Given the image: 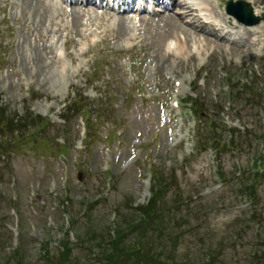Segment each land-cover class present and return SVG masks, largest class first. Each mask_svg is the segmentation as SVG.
<instances>
[{
	"label": "rangeland",
	"instance_id": "374dc122",
	"mask_svg": "<svg viewBox=\"0 0 264 264\" xmlns=\"http://www.w3.org/2000/svg\"><path fill=\"white\" fill-rule=\"evenodd\" d=\"M42 1L0 0V106L12 114L0 113V141L8 145L0 146V264H100L95 262L106 254L114 232L119 264L146 259V264H200L199 247L213 253L210 264H250L253 246L264 242V223H258L264 222V32L237 26L225 14L227 0H209L207 6L220 5L212 15L234 21L235 33L225 43L204 36L199 40L204 46L189 41L196 30L185 28L182 20L168 17L161 28L152 26L171 10L145 11L137 27L138 14L116 16L108 7L113 17L97 19L93 3H76L78 10L90 9L79 15L50 11ZM251 2L264 8V0ZM130 16L134 22L126 25L122 18ZM55 22L67 29L64 25L59 32ZM178 29L186 34L180 51L186 48L181 58L169 59L163 50L172 38L181 44L176 36L182 34L169 35ZM68 31L78 33L76 41L88 37L80 32L94 36L71 45L66 56ZM56 33L58 42L51 41ZM218 34L223 37L224 31ZM68 43L74 44V37ZM57 52L64 65L56 60ZM227 76L254 81L256 92L229 97ZM199 77L204 79L195 86ZM177 79L180 101L190 96L187 105L201 111V140L212 150L193 149L199 127L185 103L183 109L173 107ZM66 103L74 104L65 112ZM36 115L49 117V126L33 136L38 139L26 140L25 126L37 122ZM83 116L90 124L86 137ZM229 130H235L231 144ZM216 141L221 142L218 150ZM223 143L230 145L224 149ZM61 150L67 152L68 177ZM252 155L263 162L254 205L239 194L235 172L251 167ZM215 160L227 173L225 184L218 180ZM150 162L162 192L154 201L155 216L144 224L135 209L147 201L142 186ZM67 191L71 203L65 217L63 207H53ZM86 200L92 203L88 215ZM13 202L16 209L10 207ZM252 208L254 220L248 224ZM237 227L240 236L234 239ZM66 230H72L71 241ZM94 233L103 246L95 245ZM18 247L20 263L16 255L8 258Z\"/></svg>",
	"mask_w": 264,
	"mask_h": 264
},
{
	"label": "bare ground",
	"instance_id": "6f19581e",
	"mask_svg": "<svg viewBox=\"0 0 264 264\" xmlns=\"http://www.w3.org/2000/svg\"><path fill=\"white\" fill-rule=\"evenodd\" d=\"M251 1V0H250ZM263 1V0H262ZM184 2V1H183ZM42 3L44 4H46L47 2H46V0H43L42 1ZM176 4H178V6H180L179 8V11H177V12H173V14H170L169 16H163V17H161L160 19H159V23L158 24H155V25H152V26H156V27H162V26H164V24L166 23V21L168 22V21H170V20H167V18L168 17H170V18H172V20L175 22H179V21H181L182 20V24H185L184 23V20H183V18L185 19V17H191L192 19H196V20H199L200 19V16L196 13V11H195V9H193L190 5H189V3L188 2H184V3H182V0H176ZM48 6L50 7V11L52 10V8H53V6H55V2L53 1V0H51L50 1V3L48 4ZM88 10H86V12H87ZM257 13V12H256ZM159 16V15H158ZM111 17H113V16H108V17H104L105 19H111ZM122 20H124L125 21V24L127 25V23H126V21H127V19H122ZM150 20V19H149ZM151 22V21H150ZM132 23V22H131ZM169 23V22H168ZM60 25V24H59ZM149 25H151V24H149ZM170 25V24H169ZM186 25H188V26H190L191 28H195L196 30L198 29V30H200L199 29V27H197V26H195V24H193L192 22H189V23H187ZM203 26H208V27H211L212 26V24L211 23H208V22H204L203 23ZM158 27V28H159ZM254 27H256V26H254ZM165 28V27H164ZM163 28V29H164ZM246 29H249V28H247V27H245ZM251 28H253V27H251ZM127 29H128V26H127ZM163 29H161V30H163ZM166 29V28H165ZM164 29V30H165ZM55 30H53V31H50V32H54ZM167 31V30H166ZM49 32V31H48ZM48 32H46V33H48ZM46 33H43V34H46ZM81 33V32H80ZM157 33H159V32H157ZM161 33V32H160ZM262 33V32H261ZM83 34H86V33H83ZM190 35H191V33H190ZM189 35V36H190ZM53 36V35H52ZM141 36V35H140ZM158 36H160V35H158ZM188 36V37H189ZM215 36V35H214ZM86 37V36H85ZM70 38H72V36L70 37ZM186 38V37H185ZM159 39H161V38H159ZM188 39V38H187ZM162 41V40H161ZM160 41V42H161ZM186 43V42H185ZM208 43V42H207Z\"/></svg>",
	"mask_w": 264,
	"mask_h": 264
},
{
	"label": "trees",
	"instance_id": "16d2710c",
	"mask_svg": "<svg viewBox=\"0 0 264 264\" xmlns=\"http://www.w3.org/2000/svg\"><path fill=\"white\" fill-rule=\"evenodd\" d=\"M3 145V144H2ZM2 145H0V146H2ZM8 145L7 144H5L4 146H3V148L5 149L6 147H7ZM157 191V192H156ZM161 190H156V189H154L153 190V194L155 193V195H154V201H156L157 200V198L159 197V194H161ZM157 197V198H156ZM156 198V199H155ZM154 201L152 202V205L149 207V209L146 211V209L144 210V211H142V212H145V214L147 215H145L143 218H142V222L144 223H147L152 217H154L155 216V214H156V211H154ZM157 213H158V211H157ZM144 223V224H145ZM113 245H114V248H115V242L113 243ZM114 248H113V251H114ZM17 252H19V251H17ZM50 252L47 250V254H49ZM18 259H19V261H20V257H18ZM141 262V261H140ZM146 262H149V260L148 259H146L145 261H143V264H146ZM100 264H119V262H118V258H117V256L115 255V252H113V253H107V256L105 257V260L104 261H100Z\"/></svg>",
	"mask_w": 264,
	"mask_h": 264
},
{
	"label": "water",
	"instance_id": "95a60500",
	"mask_svg": "<svg viewBox=\"0 0 264 264\" xmlns=\"http://www.w3.org/2000/svg\"><path fill=\"white\" fill-rule=\"evenodd\" d=\"M254 21H256V19Z\"/></svg>",
	"mask_w": 264,
	"mask_h": 264
}]
</instances>
